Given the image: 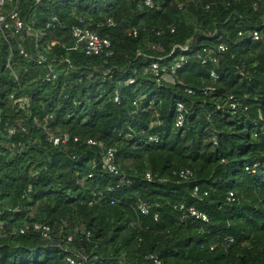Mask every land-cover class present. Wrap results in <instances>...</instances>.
<instances>
[{
  "label": "trees",
  "instance_id": "trees-1",
  "mask_svg": "<svg viewBox=\"0 0 264 264\" xmlns=\"http://www.w3.org/2000/svg\"><path fill=\"white\" fill-rule=\"evenodd\" d=\"M144 1L20 0L25 33L0 32V264L81 254V264H264V42L250 34L264 33V0ZM73 25L110 39L112 53L68 49ZM204 50L218 62L202 63ZM49 133L69 139L56 145ZM110 147L118 175L104 167ZM181 204L209 220L183 219Z\"/></svg>",
  "mask_w": 264,
  "mask_h": 264
},
{
  "label": "built area",
  "instance_id": "built-area-1",
  "mask_svg": "<svg viewBox=\"0 0 264 264\" xmlns=\"http://www.w3.org/2000/svg\"><path fill=\"white\" fill-rule=\"evenodd\" d=\"M19 1L20 0H0V32L2 35L8 39V37H14L18 35L19 33H25V27L26 24L22 20L19 12ZM30 1V0H26ZM36 3H40L41 0H34ZM261 1V0H257ZM144 3L148 6L153 7L154 6V1L153 0H145ZM256 5V4H255ZM85 18H80L79 21L81 23L85 22ZM110 24H113L112 20H109ZM59 24L58 17L56 15H52L50 17L49 22L47 23V27H56ZM242 34V32L240 33ZM251 38L254 41H263L264 42V33L260 30H254L251 33ZM71 45L68 47L70 50H79L82 49L85 51L87 55H100V54H111V40L108 38H103L101 37L98 32L93 30L92 28L88 26H81V25H73L71 28ZM129 35L132 36H137L138 35V30L137 29H131L129 30ZM57 43H60L59 40H54L52 42V45H55ZM62 43V42H61ZM183 50H188L189 46H183L180 47ZM228 49V46L224 43H221L218 47V51H226ZM19 52L27 59L29 60H34L38 64H43L47 61L46 56L42 54H35L34 52L28 51L23 45H19ZM216 52L214 50H204V53H200L198 56L201 59L202 63H206L207 61H212L217 63L218 58L216 57ZM13 55V50L11 49V54L10 56ZM181 61L185 59V55H182L180 57ZM181 63H177L176 67H180ZM150 69L153 73L156 75H159L160 71V63L157 61H154ZM163 69V71H165ZM172 72L175 73L176 69L175 67L172 68ZM162 77L168 81L174 83V78L171 73H164ZM169 77V78H168ZM212 77L214 80L218 78V76L213 72ZM57 78L55 69L52 64H48V71L46 73V76L44 80L46 81H52ZM134 79H130L129 83H133ZM191 93L192 90H189ZM230 99L233 98L232 95L229 97ZM16 102L19 104V106H23L28 102L27 97H19L16 99ZM237 104H234V107H236ZM177 110L179 112L177 120H176V126L177 127H182L184 125V104L182 102H179L177 104ZM2 123V119L0 117V125ZM22 130H25L24 126H21ZM11 132H15V129L11 130ZM48 139L53 142L54 144H60V143H65L69 139L68 134L64 135H55L53 133H49ZM77 140V139H76ZM90 144H97L96 141L90 139L88 141ZM217 143V141H215ZM116 154H117V149L114 147H110L105 150L104 153V167L112 174L118 175L120 173L118 164L116 162ZM193 173L189 170H183L180 173V176L185 179L189 180L191 179ZM147 178L148 180H152V175L151 173H147ZM124 180L121 181L123 183ZM198 191V187L195 188V192ZM229 201H234L235 200V193L233 191L230 192L228 196ZM153 203L150 201H141L139 203V209L141 213L143 214H149L150 211L153 208ZM180 210L183 211L182 218L183 219H188L189 217H194L196 219H200L203 221H208L209 217L206 213L196 209L195 207H186L185 205L181 204L179 206ZM155 219L157 220L159 218V214L155 213ZM28 228L24 227L21 229V232L24 233L25 230ZM35 229L40 230L42 233V236L45 239H51L52 237V229L50 226L47 225H41V224H35ZM3 232V227L0 225V235H2ZM72 236H70L68 239L72 240ZM150 259L154 261L155 264H164L163 261L155 255H149L148 256ZM81 258H83L84 261H87V256L85 255H80V256H75V255H67L65 258L64 264H81Z\"/></svg>",
  "mask_w": 264,
  "mask_h": 264
},
{
  "label": "rangeland",
  "instance_id": "rangeland-1",
  "mask_svg": "<svg viewBox=\"0 0 264 264\" xmlns=\"http://www.w3.org/2000/svg\"><path fill=\"white\" fill-rule=\"evenodd\" d=\"M169 78V77H168Z\"/></svg>",
  "mask_w": 264,
  "mask_h": 264
}]
</instances>
